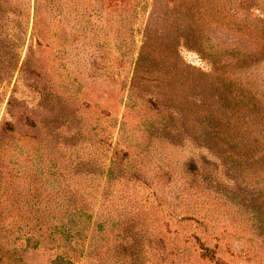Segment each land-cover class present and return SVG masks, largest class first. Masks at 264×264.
Masks as SVG:
<instances>
[{"label": "rangeland", "instance_id": "obj_1", "mask_svg": "<svg viewBox=\"0 0 264 264\" xmlns=\"http://www.w3.org/2000/svg\"><path fill=\"white\" fill-rule=\"evenodd\" d=\"M264 264V0H0V264Z\"/></svg>", "mask_w": 264, "mask_h": 264}, {"label": "trees", "instance_id": "obj_2", "mask_svg": "<svg viewBox=\"0 0 264 264\" xmlns=\"http://www.w3.org/2000/svg\"><path fill=\"white\" fill-rule=\"evenodd\" d=\"M57 264V263H56ZM66 264H73L72 262H70V261H66Z\"/></svg>", "mask_w": 264, "mask_h": 264}]
</instances>
